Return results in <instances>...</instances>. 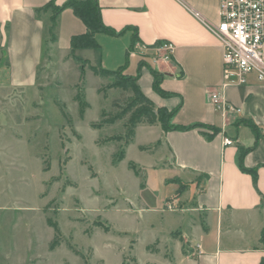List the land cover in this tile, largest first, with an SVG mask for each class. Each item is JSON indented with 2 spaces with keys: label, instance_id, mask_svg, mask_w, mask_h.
Masks as SVG:
<instances>
[{
  "label": "crops",
  "instance_id": "0c3cea01",
  "mask_svg": "<svg viewBox=\"0 0 264 264\" xmlns=\"http://www.w3.org/2000/svg\"><path fill=\"white\" fill-rule=\"evenodd\" d=\"M49 1L0 0V138L12 129L19 134V122L39 118L33 113L45 106L51 72L59 74L61 67L77 72L82 66L77 53H88L86 62L109 70L126 66L127 58L124 74L140 71L143 93L157 107L177 109L174 124H201L167 131L160 122L137 126L157 134L160 158L168 165L163 170L171 173L162 185L181 183L171 196L159 198L168 203L172 220L171 229L155 236L163 262L259 264L264 257V82L251 76L246 84L221 89L241 113L224 120L215 109L209 89L224 82V47L203 21L219 24L221 0H97L103 23L114 33H98L99 47L75 51L71 40L87 32L86 24L66 8L52 40L53 11L43 9ZM66 1L56 0L59 5ZM163 42L175 46L167 59L153 48ZM150 67L164 75L162 87L171 96L154 90ZM225 137L235 143L225 145ZM240 147L249 149L243 163L256 178L240 167ZM59 246L49 244L45 254L37 255L33 247L13 248L0 264H60L52 258Z\"/></svg>",
  "mask_w": 264,
  "mask_h": 264
},
{
  "label": "rangeland",
  "instance_id": "374dc122",
  "mask_svg": "<svg viewBox=\"0 0 264 264\" xmlns=\"http://www.w3.org/2000/svg\"><path fill=\"white\" fill-rule=\"evenodd\" d=\"M80 63L84 73L51 72L45 106L33 113L39 118L0 138V261L13 248L33 247L37 255L51 244L60 245L52 257L60 264H165L155 236L172 220L159 198L181 183L162 185L171 173L163 170L155 131L137 127L125 146L127 117L107 123L132 96L122 78ZM79 103H87L83 114Z\"/></svg>",
  "mask_w": 264,
  "mask_h": 264
},
{
  "label": "built area",
  "instance_id": "2783aa9c",
  "mask_svg": "<svg viewBox=\"0 0 264 264\" xmlns=\"http://www.w3.org/2000/svg\"><path fill=\"white\" fill-rule=\"evenodd\" d=\"M220 16L217 25L203 22L224 47V82L209 89V95L225 120L231 114L241 113V109L228 101L221 89L232 84H246L251 76L264 82V0H221ZM153 48L156 54L167 59L174 53L175 46L163 42ZM234 143L233 139L224 138L225 145Z\"/></svg>",
  "mask_w": 264,
  "mask_h": 264
},
{
  "label": "trees",
  "instance_id": "16d2710c",
  "mask_svg": "<svg viewBox=\"0 0 264 264\" xmlns=\"http://www.w3.org/2000/svg\"><path fill=\"white\" fill-rule=\"evenodd\" d=\"M66 8H71L74 13L82 19V21L87 26V32L83 35L74 36L71 40L72 51L80 48H97L99 47V43L96 39V35L101 32L105 33H114V31L108 28L102 20L101 6L97 0H68L62 5L57 4L56 0H50L43 9H51L53 11V15L51 18L52 25L50 27V33L52 40H55V27L56 20L58 15ZM79 61H85L81 58L76 57ZM127 66V64H125ZM143 65V62H140V68ZM126 66L120 67L118 70H109L102 67L92 66L91 68L100 75H117L122 78L123 83L120 85L122 89L131 92L132 96L128 98L124 107L113 116H109L107 119V123L114 124L122 119L127 117V121L125 123V130L127 132V140L125 146H127L133 139L135 134L136 127L141 123H155L160 122L164 128V130L171 129H181L187 130L193 127H196L201 124H192L189 126L178 125L172 122V118L177 109L169 110L165 107H157L154 102L148 98L142 91L140 85L138 84V79L140 77L141 72L139 71L136 76H131L124 74V70ZM82 73H84V68L81 66ZM150 72L153 75L154 82L153 87L156 92H158L162 96H171L173 93L165 90L162 87V81L164 75L158 70L150 67ZM80 104L81 114H83L87 103L84 105ZM84 104V103H83ZM118 104V99H115L112 102V106H116ZM104 114V112H103ZM211 128L214 133H216L219 129L215 126H207ZM210 137V134H208ZM249 151V149L240 147L239 154V165L240 167L252 173L254 178H256V171L252 169H248L245 167L243 163V157ZM126 150L123 149L117 160L122 159L125 156ZM116 160V161H117ZM57 232H59V228L56 227ZM261 241L264 243V230L262 232ZM259 264H264V257L260 261Z\"/></svg>",
  "mask_w": 264,
  "mask_h": 264
}]
</instances>
